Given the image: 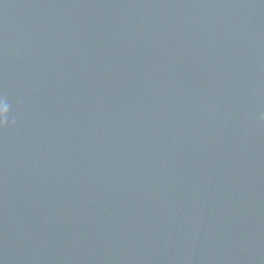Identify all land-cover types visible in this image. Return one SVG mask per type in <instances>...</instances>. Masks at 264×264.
<instances>
[{
  "label": "water",
  "instance_id": "water-1",
  "mask_svg": "<svg viewBox=\"0 0 264 264\" xmlns=\"http://www.w3.org/2000/svg\"><path fill=\"white\" fill-rule=\"evenodd\" d=\"M2 99L0 264H264V0H0Z\"/></svg>",
  "mask_w": 264,
  "mask_h": 264
},
{
  "label": "clouds",
  "instance_id": "clouds-1",
  "mask_svg": "<svg viewBox=\"0 0 264 264\" xmlns=\"http://www.w3.org/2000/svg\"><path fill=\"white\" fill-rule=\"evenodd\" d=\"M0 112L7 113V114L9 113L8 104L5 99L0 100Z\"/></svg>",
  "mask_w": 264,
  "mask_h": 264
}]
</instances>
